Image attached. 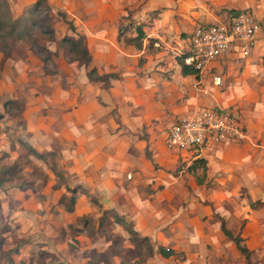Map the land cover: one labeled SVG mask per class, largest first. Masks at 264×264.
<instances>
[{
  "label": "crops",
  "instance_id": "crops-1",
  "mask_svg": "<svg viewBox=\"0 0 264 264\" xmlns=\"http://www.w3.org/2000/svg\"><path fill=\"white\" fill-rule=\"evenodd\" d=\"M10 1L15 17L37 0ZM45 4L53 30L42 44L46 56L27 44L0 65V96L23 104L6 123L10 131L29 149L55 157L52 168L45 164V196L36 204L46 210L41 226L56 234L42 250L60 264H107L94 256L112 247V264H264V0H246L245 6L243 0ZM127 9L133 32L122 33ZM241 9L258 21L250 54L231 52L198 72L185 66L190 72L184 74L182 56L193 29L226 24ZM79 35L91 57L87 64L62 42ZM92 69L116 76L108 85L93 81ZM207 107L230 111L245 137L198 158L167 149L169 128ZM178 167L184 174H174ZM65 193L74 196L72 205L59 203ZM20 194L25 211H17V220L27 235L34 195L28 200ZM106 221L122 235L102 237L97 230ZM222 227L240 239L248 258ZM142 239L147 243L138 248ZM160 248L170 249V256ZM19 249L28 263L29 244Z\"/></svg>",
  "mask_w": 264,
  "mask_h": 264
},
{
  "label": "rangeland",
  "instance_id": "rangeland-1",
  "mask_svg": "<svg viewBox=\"0 0 264 264\" xmlns=\"http://www.w3.org/2000/svg\"><path fill=\"white\" fill-rule=\"evenodd\" d=\"M243 1L245 6L246 0ZM247 1L250 2L251 0ZM10 4L11 1L7 0L8 8L2 7L0 10V20L3 22L0 33V55L2 56L0 58V65L12 53H16L22 49L24 51L27 48V44L36 48V51L38 50L41 56H46V53L42 50V44L43 41L52 37L53 34V30L51 29L52 16L50 15L49 7L46 6L45 2L38 9H34L33 5L21 13H16L15 17H13ZM249 8L252 9L250 4ZM57 15L63 17V19L65 18L61 12H58ZM53 16L55 15L53 14ZM10 18L14 21L12 24L9 22ZM123 18L124 21L120 22V30L122 33L133 32L134 19L131 18L130 10H128L126 16ZM64 20L67 21L66 19ZM126 20L128 22H125ZM11 25H13V32L7 33ZM148 25V23H142L141 26ZM170 74V72H164L165 76L169 77ZM22 105V102L19 100L4 99L0 96V114H3V119H6H0V178H2L0 181V264H19L23 262L21 256L24 251L19 248H22L25 243L29 244V254L31 255L32 253L29 256L30 261L25 264H60V262H57L58 257L49 252L48 249L45 248L46 250H42L41 248L49 245L51 241H54V236L56 235L51 232L53 230L52 228L49 227L47 229L41 226V220L42 222L46 221L44 218L46 210L42 206L36 207V204L43 202L45 196L42 191L44 190V181L48 177L46 163L42 159L30 154L26 141L20 139L14 131H10L11 126L6 124L12 116L15 117V115L20 113ZM16 143L20 145L18 149L16 148ZM52 159L54 161L55 157ZM180 170L181 168L178 167L173 172L176 176H180L184 174ZM27 188L31 190L28 194L24 192L28 190ZM19 192H23L20 195L28 200L32 197L31 193L34 195L32 201H30L31 206L26 210L31 212L35 211L33 213L35 220L32 218V222H29L31 225L30 234L27 235L23 228V223L17 220V211H25L22 208L21 201L16 198ZM61 199L59 203H65L67 202L66 200L69 202V193H65ZM36 224L39 228H35ZM101 228V231L99 229L97 232L104 238L106 235L110 237H119L122 235V230H114L116 227L110 225L107 221L106 223L104 222ZM90 231L94 234L96 225ZM61 232H59V235L57 234L58 238ZM41 233L43 237H40ZM36 234L40 236H36ZM121 244L120 242L119 245ZM71 246L75 249L74 244H71ZM112 251H114V247L107 248L99 254L97 253L94 259L104 260L107 264H112ZM86 253L90 255L91 252ZM140 253L141 255H145L146 251L140 250ZM126 255H128L127 252L123 254V256Z\"/></svg>",
  "mask_w": 264,
  "mask_h": 264
},
{
  "label": "built area",
  "instance_id": "built-area-1",
  "mask_svg": "<svg viewBox=\"0 0 264 264\" xmlns=\"http://www.w3.org/2000/svg\"><path fill=\"white\" fill-rule=\"evenodd\" d=\"M258 21L253 13L241 9L232 13L226 24L196 26L182 63L194 71L231 52L250 54L257 43ZM221 83V76H214ZM245 137L236 117L228 110L198 108L173 124L164 139L167 149L203 157L218 149L233 146Z\"/></svg>",
  "mask_w": 264,
  "mask_h": 264
},
{
  "label": "trees",
  "instance_id": "trees-1",
  "mask_svg": "<svg viewBox=\"0 0 264 264\" xmlns=\"http://www.w3.org/2000/svg\"><path fill=\"white\" fill-rule=\"evenodd\" d=\"M45 0H37L36 3L34 4V9H38V7L44 3ZM4 7V8H8V5H7V0H0V10L1 8ZM10 24H12L14 21L13 19L10 18ZM12 26L11 25V28L10 30H8L7 33H10V32H13V29H12ZM2 27H3V22L0 20V33H1V30H2ZM72 30H74V28L72 27ZM62 42L67 44L69 46V51L72 52L75 57L77 59H79L80 61H82L83 63L87 64L90 60H91V57H90V54L89 52L87 51L86 47H85V38L84 36L82 35H79L78 38H74V37H69V36H65L62 38ZM182 72L184 74L186 73H189L190 72V69H188L187 67H185V65H183L182 67ZM90 74V79L93 80V81H102L104 83H106L108 85V81L111 79V78H115V74L114 73H103V74H98L96 72L95 69H92L90 70L89 72ZM3 118V114H0V119ZM30 154H33L34 156H36L37 158L39 159H42L47 165L48 167L52 168L51 166L54 165V162H52L53 160H49L50 157L52 156V153L51 152H37L36 150L30 148ZM54 170V169H52ZM57 174H60L59 172H57ZM2 180V178H0V181ZM76 189H72V192L73 193H76ZM69 202L70 204L72 205L74 203V196H71L70 199H69ZM116 220L121 221L120 218H116ZM223 228V231L224 233L229 236L230 238H232L237 247L240 249V251L244 254H246V257L248 258L247 256V250L244 249L243 247H241L240 245V239L238 237H234L233 235H231V233L229 231H227L224 227ZM147 239H142L140 242H137V247H142L144 243H147L145 242ZM160 254L164 257H168L170 256L171 254V251L170 249H162L160 248ZM26 262L23 261V262H20L19 264H25ZM13 264V263H11ZM122 264V263H120Z\"/></svg>",
  "mask_w": 264,
  "mask_h": 264
}]
</instances>
